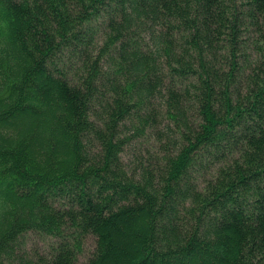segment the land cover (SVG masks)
Returning <instances> with one entry per match:
<instances>
[{
  "label": "trees",
  "instance_id": "obj_1",
  "mask_svg": "<svg viewBox=\"0 0 264 264\" xmlns=\"http://www.w3.org/2000/svg\"><path fill=\"white\" fill-rule=\"evenodd\" d=\"M0 264H264V0H0Z\"/></svg>",
  "mask_w": 264,
  "mask_h": 264
},
{
  "label": "rangeland",
  "instance_id": "obj_2",
  "mask_svg": "<svg viewBox=\"0 0 264 264\" xmlns=\"http://www.w3.org/2000/svg\"><path fill=\"white\" fill-rule=\"evenodd\" d=\"M41 245V240H39L37 237L29 235L27 242H26V247L29 248H35L39 247ZM94 241L91 236H88L85 242L84 246V252L81 255L80 259L83 260L93 249ZM189 262H194L193 260H189Z\"/></svg>",
  "mask_w": 264,
  "mask_h": 264
}]
</instances>
